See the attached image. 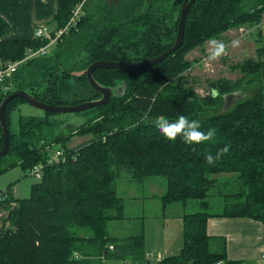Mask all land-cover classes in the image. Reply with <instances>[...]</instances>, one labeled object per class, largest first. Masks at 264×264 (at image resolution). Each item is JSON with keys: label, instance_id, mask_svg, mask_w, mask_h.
<instances>
[{"label": "trees", "instance_id": "obj_1", "mask_svg": "<svg viewBox=\"0 0 264 264\" xmlns=\"http://www.w3.org/2000/svg\"><path fill=\"white\" fill-rule=\"evenodd\" d=\"M83 1L58 0V12L48 23L52 35L67 26ZM183 2L85 0L83 14L62 40L0 85V105L8 95L23 89L55 106L99 99L102 94L86 77L90 65L100 60L147 61L171 49ZM263 19L264 0H197L188 13L184 43L177 52L144 70L94 72L102 85L125 81L127 93L85 111L91 116L68 135L52 134L60 125L50 115L54 113L43 118L20 116L18 132L13 133L12 112L25 101L12 100L5 112L9 159L0 166V175L16 166L24 170L40 164L45 167L29 198L11 195L1 204L16 202L17 206L0 229V264H104L111 259L154 264L147 259L144 223L138 232L124 237L113 234L110 224L127 218V198L119 193L126 187L123 180L131 188L157 177L166 180V189L158 196L163 211L179 204L184 208L198 205V211L182 215L180 252L157 264H243L228 259L226 241L210 236L207 223L210 217H248L264 223V58L246 59L235 66L243 72V79L252 76L259 88L227 110L226 97L243 90L238 83L212 81L210 90H217L218 95L213 97L211 91L202 97L186 87L188 82L180 75L191 65L185 58L191 50L233 28L248 27L254 34ZM8 30L0 16V59L4 63L21 60L29 48L47 44L36 38L5 40ZM70 98L77 99L72 102ZM160 115L170 120L185 115L200 121L204 132L214 128L216 135L194 145L183 143L179 136L169 141L154 126ZM74 135L89 140L69 148L66 142ZM225 145H230L228 153L209 165L206 155L215 157ZM2 146L0 125V150ZM58 150L64 157L59 163H48ZM214 193L225 200L221 213L208 211Z\"/></svg>", "mask_w": 264, "mask_h": 264}, {"label": "rangeland", "instance_id": "obj_2", "mask_svg": "<svg viewBox=\"0 0 264 264\" xmlns=\"http://www.w3.org/2000/svg\"><path fill=\"white\" fill-rule=\"evenodd\" d=\"M250 31L251 28L248 27L233 28L220 37L207 41L204 46L191 50L185 56L191 65L180 75L181 78H185V81L188 82L187 84L185 83V86L192 87L200 96L206 97L211 94V86L209 85L212 81L228 79L233 83H238L239 88L243 89L240 93H237L239 96L237 102L246 99L247 96H252L259 88V84L252 82V76L243 79V72L235 69V66L246 59L252 58L259 61L264 58V19L260 23L259 28L255 30L254 34ZM259 33H261V40L259 38ZM233 42L238 43L234 46ZM217 43L225 46V52L218 59L209 60L208 57L216 51ZM246 83L249 86H246ZM76 99L70 98L72 102ZM237 102L232 103L227 109L233 107ZM78 104L79 103L74 105ZM48 113L49 112L30 106L26 102H23V104L20 103L16 110L12 112L11 130L13 133L18 132V119L20 116L43 118ZM50 115L60 124L52 131V134L55 136H64L74 132L73 128L85 123L87 118L91 116V114H86L85 112L72 114L54 113ZM88 140L89 137L74 135L66 142V145L69 148H74L86 143ZM7 156H5L6 158L4 157L5 160L0 163V166L6 165V161L9 159V156ZM49 160H51V156ZM41 165H43L44 169L45 165ZM36 171L37 168L24 170L20 166L8 169L0 175V192L5 191L9 197L13 195L18 199L29 198L32 185L39 182V178L35 175ZM224 178V175L219 177L220 180ZM123 181L122 183L126 187L125 189L121 188L119 193L121 196L127 198L126 207L124 209V217L127 218L123 221L112 222L110 224V230L113 234L124 237L138 232L139 225L144 223L146 249L158 248L159 246H163L165 242L170 243L169 237L178 235V230L180 231L182 228L180 226L181 219L179 216L185 212L194 213L198 211V205L189 204L188 207L184 208L182 204H179L171 206L163 212L162 204L159 199L155 200L152 198V196L162 194L165 191L166 180L163 177H157L143 183L134 184L131 188L127 186L128 182H125V180ZM209 201L212 205L208 210L209 212L221 213L225 210V200L222 196L217 195V193H214L209 198ZM16 206V202L7 203V205H5V211H3L4 216L8 217L9 211ZM1 214L3 215V213ZM160 231H162L163 234H160ZM163 235L165 237H163ZM180 240L183 243L182 235H179L177 239L179 242ZM148 245H150L151 248H149ZM157 254L158 252L154 253V255ZM125 262L126 261L111 259L105 261L104 264H125ZM126 264L132 263L127 262Z\"/></svg>", "mask_w": 264, "mask_h": 264}, {"label": "crops", "instance_id": "obj_3", "mask_svg": "<svg viewBox=\"0 0 264 264\" xmlns=\"http://www.w3.org/2000/svg\"><path fill=\"white\" fill-rule=\"evenodd\" d=\"M57 12L58 0H0V16L9 25L4 39L11 41L34 39L38 27L52 22ZM159 195L161 194H156L152 198L157 200ZM182 215L179 216L182 228L178 230V235L169 237L170 243L165 242L158 248H151L148 245L151 248L146 249L148 253L158 252L167 257L180 252L183 243L177 239L182 235L183 241ZM207 232L212 237L226 241L229 260L242 261L243 264H264L263 222L248 217H210ZM159 233L163 234L162 231Z\"/></svg>", "mask_w": 264, "mask_h": 264}, {"label": "water", "instance_id": "obj_4", "mask_svg": "<svg viewBox=\"0 0 264 264\" xmlns=\"http://www.w3.org/2000/svg\"><path fill=\"white\" fill-rule=\"evenodd\" d=\"M196 3V0H184L181 6L180 20L178 25L177 37L175 40L174 46L167 50L160 56H157L153 59L147 61H134V62H114L107 60H100L93 62L86 71V77L90 86L97 92L102 94V97L99 99L87 101L78 105H68V106H55L47 104L38 98H36L28 89H23L15 91L8 95L0 105V125L2 128L3 134V146L0 150V160L7 156L10 152V131L6 123V107L14 99L19 98L25 101L30 106L37 108L42 111L56 114H72V113H82L89 109L107 105L114 98H122L127 93V83L125 81H117L114 86H106L100 84L94 77V72L98 69H127V70H144L154 65H158L164 61L167 57L177 52L184 43L185 38V27L188 17V13L192 6ZM264 89V85H263ZM240 93V92H239ZM230 97V98H228ZM239 96L237 93L227 96V103L225 109L227 110L228 106L232 103L237 102ZM229 101H232L228 104Z\"/></svg>", "mask_w": 264, "mask_h": 264}, {"label": "built area", "instance_id": "obj_5", "mask_svg": "<svg viewBox=\"0 0 264 264\" xmlns=\"http://www.w3.org/2000/svg\"><path fill=\"white\" fill-rule=\"evenodd\" d=\"M84 1L80 3L79 5H77L76 8L73 10L72 17L69 23L67 24V26L57 31L55 35H52L50 31V27L48 25H41L38 27L35 33V38L41 41H47L46 45L40 47L39 49L29 48L26 51L24 58H22L21 60L9 61V62L4 63L0 59V85H3L8 79H10L19 70V68L23 64L27 63L28 61L34 58L48 54L50 50L54 46H56L59 43V41L62 40V37L68 33L69 29L72 26H75L77 24L80 16L83 14L82 7L84 4ZM62 158H63V152L61 150H58L52 154L51 160H49L48 163H54V162L59 163V161ZM34 168H37V171L35 172L36 177L39 178V180L42 179L43 165L40 164V165L35 166ZM8 197L9 195L7 194V192L5 191L0 192V229L3 227L5 219L7 218L4 216V212H3L5 211V207L1 204ZM1 213H3V215ZM112 248L113 247H111V249ZM75 257L78 259L79 255L76 254ZM164 258L165 257L160 253L157 255H154L152 253H147V259L152 261V263L154 264L161 262Z\"/></svg>", "mask_w": 264, "mask_h": 264}, {"label": "clouds", "instance_id": "obj_6", "mask_svg": "<svg viewBox=\"0 0 264 264\" xmlns=\"http://www.w3.org/2000/svg\"><path fill=\"white\" fill-rule=\"evenodd\" d=\"M238 42H233L234 46ZM225 52V46L223 44H216V51L208 57L209 60H216ZM213 97L218 95L217 90H211ZM154 126L161 133V135L169 140L175 141L177 137H182L183 143L187 145L200 144L212 140L216 135L214 128H209L207 132L201 130V123L195 119H189L185 115H179L174 120L160 115L157 116L154 121ZM230 145H225L222 149H219L213 157L211 154L206 155L205 159L209 165H213L216 160H219L222 156L228 153Z\"/></svg>", "mask_w": 264, "mask_h": 264}, {"label": "flooded vegetation", "instance_id": "obj_7", "mask_svg": "<svg viewBox=\"0 0 264 264\" xmlns=\"http://www.w3.org/2000/svg\"><path fill=\"white\" fill-rule=\"evenodd\" d=\"M101 97H102V96H101ZM101 97H100V98H101ZM228 98H230V97H228ZM231 102H232V101H229L228 104L231 103ZM226 103H227V99H226V102H225V106H226Z\"/></svg>", "mask_w": 264, "mask_h": 264}]
</instances>
